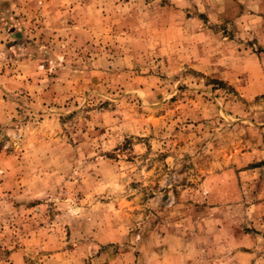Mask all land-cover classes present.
Masks as SVG:
<instances>
[{
    "label": "rangeland",
    "instance_id": "rangeland-1",
    "mask_svg": "<svg viewBox=\"0 0 264 264\" xmlns=\"http://www.w3.org/2000/svg\"><path fill=\"white\" fill-rule=\"evenodd\" d=\"M186 1L17 0L29 44L2 65L0 264H200L201 218L248 224L254 195L204 199L217 172L264 155V80L201 69L198 45L264 56L263 0L212 20Z\"/></svg>",
    "mask_w": 264,
    "mask_h": 264
},
{
    "label": "crops",
    "instance_id": "crops-1",
    "mask_svg": "<svg viewBox=\"0 0 264 264\" xmlns=\"http://www.w3.org/2000/svg\"><path fill=\"white\" fill-rule=\"evenodd\" d=\"M182 3L188 5L186 0H179L178 4L183 6ZM191 3L198 5V12L206 13V16L211 18V20L228 14V10H226L228 9V2L225 0H198V2H190L188 7L191 6ZM262 3L260 16L264 20V0ZM17 4V0H0V50H6L3 53L0 51V71L3 72V74L0 72V81L7 76L8 72L2 69V65L5 64L4 61L6 59L13 57L11 50L14 49L16 44H25V47L29 44V42L21 43L20 40L15 39V36H18L16 32L22 31V24H20L19 19H16L19 14L18 10L16 12ZM89 7H94V3H91ZM194 10L197 9L194 8ZM187 21L189 25H194L195 21H199L202 24L195 30H191L190 27L186 28L187 23L183 26L184 30L182 26H174V30L177 27V31L183 30L185 33L191 30L190 33L198 34V39L206 38L207 35L208 37L211 36L212 30L206 25V22H210V19L205 21L200 16L193 15ZM205 41L207 43L208 40L206 39ZM219 43L217 45V42H215L214 47L206 46L207 44L198 45L197 62L201 69L205 68L203 70H206V68H209L210 70L208 71L210 72L216 71L220 73L219 78L228 80L231 83L236 80H264V56L260 57V55L256 54V56L248 55V57L246 56V51H239L238 48L232 50L234 46L230 42L229 46L231 49L229 50L227 42H224V44L222 42ZM220 47L223 48L221 49ZM208 52L211 53L209 54ZM207 54H209V58ZM240 60L244 61L241 62ZM243 63L246 71L240 74L238 72L240 71L239 65ZM251 65H253V71L249 69ZM240 75H242V78H240ZM248 90L251 91L253 89L248 87ZM261 130L264 134V127ZM236 161V165H232L231 168L228 167L215 174V180L211 181L210 190H208V200L204 199V201L208 203V208H213L214 210L220 208L228 209L226 202L233 203V206H237L241 210L245 206V202H248L245 194L254 195L256 200L248 207H244L247 208L249 215L247 218L248 224L245 225L246 227L243 226V222L239 219V222L234 224V222H231L232 218L227 217L215 216L212 218L207 216L201 218L199 222L211 225L210 228L214 232L207 230V233L203 234L205 244L192 252L195 253V258L199 257L200 260L198 259L194 262H199L200 264H264V249H262V241L264 240V155L258 154L256 156L254 152H245ZM200 208L203 209L205 207L201 206ZM198 237L202 240L201 233L198 234ZM15 256L17 258L19 253H12V257Z\"/></svg>",
    "mask_w": 264,
    "mask_h": 264
}]
</instances>
